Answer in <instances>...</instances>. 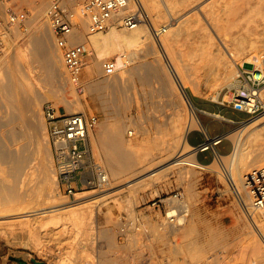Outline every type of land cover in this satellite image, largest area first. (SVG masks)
I'll use <instances>...</instances> for the list:
<instances>
[{
    "label": "rangeland",
    "instance_id": "obj_1",
    "mask_svg": "<svg viewBox=\"0 0 264 264\" xmlns=\"http://www.w3.org/2000/svg\"><path fill=\"white\" fill-rule=\"evenodd\" d=\"M83 1L84 0H77L78 4H81ZM158 1H160L161 4L163 3V6L161 4L160 5L163 9L167 10H164V12L167 13L165 18H158L155 20L158 22L155 24L157 28L166 26L168 22H171L175 25H179L182 22H185V28L179 35L178 42L174 43L172 52L173 62H175L181 70L185 69L182 63L184 62V57H186V55H188L189 57L192 56L190 55L192 53L193 55H195V49L200 51V49L198 48H202L209 43L208 40H210V36H207L208 33H211L213 35V39L216 43H221L214 27L211 25L208 17L206 16V11L213 3L221 6L224 0H171L172 3L176 2V4H174V6H176L174 7L175 9H169L168 7L165 8L166 5L164 3V0ZM3 2L5 3V7L3 6L4 9L2 6L0 7V23L2 18L4 20L6 19L7 7L18 8L22 4L35 6L36 15L31 21L33 25L31 26L30 31H32L33 29L37 30V25L42 23V20L44 22L46 19V17H41L40 14H42L43 11L42 13H39L38 7H40L39 5H41L42 7L46 3L44 5L45 8L43 9L46 12V7L49 3V0H0V4ZM171 10H175L173 11L174 13ZM172 15L174 17H172ZM222 18L224 20H221L220 23L227 22V19L224 17V15L222 16ZM44 24L46 28H48L47 30L49 32L50 29L47 25L48 23ZM5 26H7L5 23H1L2 28ZM261 28L262 27L260 26L259 29ZM30 31L26 34L17 33L9 35L8 39L10 44L7 47V49L9 50L8 59L10 58L12 60L14 57L13 55H15L16 51L23 49L24 46L27 45L28 40L31 38ZM50 33L51 32H49V42L51 46L50 51L52 52L56 48L53 42V37ZM154 43L157 50L159 46L155 40ZM4 47L6 46L3 44V41L0 38V48L2 52ZM193 49L194 51H192ZM2 52L0 54V58L3 56ZM59 52V54L62 55L61 50ZM158 52H147L145 50L144 55L142 54L143 52H140L141 57L139 59H136L135 62L137 63L141 61H147L155 64L161 63L163 67H165L164 70H168L165 58L162 57ZM53 53H55V50L53 51ZM254 54H256L255 56L257 57H261L257 50H254L251 53L252 56ZM30 57V65L36 67V77L40 79L42 86L44 85L46 88H48L46 82L42 80L46 75L43 63L35 58V56L33 57V55H31ZM108 58L115 59V56H111ZM132 65L133 63L130 64V66ZM239 67H242L240 65V62L238 68ZM253 67V65L244 64V68L246 69H252ZM201 70V72L199 70L193 71V73L196 72L195 75L193 74L192 76L194 80L190 77V75L192 74L191 71L188 72L184 70L182 72L185 75V79L187 77V79L190 78L193 80L191 82V80L189 79L188 82V80L186 79L187 81L185 83V86L187 93L183 91L178 79H176V82L179 85L181 91L179 89L174 90L172 86L165 88L163 87L162 78L156 75L147 77L144 76V73L139 74L140 72L137 74L134 73L135 75L128 74L130 76H128L125 82H123V89L119 88L122 89L121 91L123 92L117 91V88L113 89H117L116 91H113L112 88L104 89V91H102L101 93L103 95L104 93L105 95H107L106 97L104 95L103 99L107 98V100L109 101L108 104L113 107L111 108L109 106L110 111L114 110L112 112L114 114L117 110L118 112H116L115 114H119L117 116H115L114 114V121H116L117 124L121 126V133H123L124 138L127 140L131 139L130 143L135 149L134 153L132 154L133 157H131V155L126 152L124 148L121 151L115 150L112 153L115 160L119 162L120 165L126 168L125 174H123L118 179H113L110 174L111 182L104 190H95L93 188H88L84 190H78L77 194H75L74 196L68 195L63 188H59V186L57 185L58 182L55 179V184L58 186H56L57 190L55 191H58L60 195H53V193L55 192L53 191L51 196H40L30 203H23L21 201L4 202L3 204L5 205L0 206V264H23L19 259L25 260L27 264H33L31 258L43 261L44 264H164V259H167V262L165 264H170L169 262L171 260L175 262L177 261L180 264H190L191 259L189 256H187V254L185 255L184 246H182V253H180V251L177 255L175 254V252H173L175 250L174 248L176 247L175 244L179 242H181L182 244L188 243L187 245L191 246L193 243H197L199 248L202 245L203 248L201 247V249L206 248L204 250L206 252L209 251V257L207 258V260L202 259L199 264H264V257L260 256V249H258L260 241V244L264 246V235L262 233L263 230L259 229V227L250 222L244 210H242L240 204L238 203L236 194L233 192L230 184L226 179L227 173L224 169V166L220 163V161L213 159L212 153L210 151L201 152L199 160L205 164H211L213 162L215 163L211 168L202 169L195 167V183L191 186L188 185L187 181L183 182L178 177L177 171L179 170V166L175 167L173 172H171L170 169L166 168L170 164H172L173 161V159L168 156L169 154L163 156V158H161V161L160 159H157L154 162H147L146 157L141 156L138 151V141L140 139V136L149 137L150 143L149 145H147V149H149L151 146L149 150L151 151L152 149L153 151V149L155 150V143H162L171 139L175 133V131L173 132L174 126L184 118L186 120L188 118L190 119V115L194 117L196 125H194L195 129L190 130L191 134L189 140L195 145H198L204 139L202 133L200 132V129L203 126L206 127L211 134L221 132L228 133L230 130L231 131L229 133H231L238 129L236 128L239 126L237 123L222 120L219 116H216L217 114L225 116L226 118H231L234 121H242L250 118L251 114L247 113L246 111L235 110L231 107L229 103L231 93L228 87H225L226 80L224 78L222 79V84L219 85L216 79L213 81L212 78L205 77V75L202 74L204 73L203 68H201ZM17 72L18 71H16L15 74ZM141 72H145V70ZM184 72L186 74L188 72L187 76ZM99 73L100 72L98 71L95 72V81H101L102 79H105V77H108L104 75L103 72L102 74L100 73L101 76L99 75ZM4 74L1 75L4 76ZM16 75L19 76V72ZM63 75L66 79L67 74L64 73ZM91 77L92 76H89V74L87 73L86 68H84V85L89 83V79ZM199 77L200 79H196ZM147 78H150V80L147 81ZM166 79L167 78L164 75V80ZM65 83H67L65 84L67 90L68 88L69 90L73 89L68 80H65ZM35 88L33 86V94ZM197 89L200 92L199 94L196 93ZM82 93L79 94L82 96ZM20 95L22 96V94H19V98ZM92 95H87L83 98L81 97L79 103L80 106L83 105L81 108L82 110L84 109V112L96 113L99 116V124L93 131L91 139L94 138V140H96L97 148H95L94 146L93 148L95 152L102 157L105 163V160H107V154L104 143L102 141L99 142V135L102 129H109L110 122H108L107 120L108 112L105 108H103L100 100L96 98L97 94ZM189 97L194 104V108L196 111L190 109ZM109 98L111 99V101L113 99L114 103L110 102ZM223 101L225 102L223 103ZM22 102L24 103V100L19 99L18 105L20 108L22 107L20 111L23 115L18 118L19 115L15 114L17 111L9 106L7 107L9 109H7L6 106L9 102L0 97V119H5L4 124L0 126V139L6 147L12 149L20 148L24 144V142L26 143L28 139L25 136L21 135V137L19 135L20 137H15V140L13 135L14 131L20 128H24V125H28L30 127V130L32 131L30 137V150H32L33 153L31 154V158H35V161L37 162L40 159L45 160L46 162V160L48 161L52 158V154H50L51 158H49L48 150L45 147V140L47 141L49 147L50 143L43 107L47 102H50L51 104L59 108L61 112H68L67 106L63 103V101L59 102L52 96L49 97V100L46 99L42 101L41 105L39 104L38 107H36V109L38 108V111L36 113V119L38 122L37 129H40V121L43 120L46 124V131H44V129H40V131L36 129V132L34 126L31 124L34 112L32 109H30L32 111H27L30 107H28V109L24 108V104ZM123 103H125L124 106ZM12 114H15V118L18 119H16L15 121H8L7 118H13ZM109 116H111V114ZM262 116H264V114L252 117L246 121L250 120V122H253ZM199 119L201 122L199 121ZM188 122L186 124H188ZM123 124H126L125 126H127L125 127V131L122 129ZM142 124L147 126V133H141ZM256 125L257 126L251 129L253 132H259L257 133L259 136L257 144H259L260 146L258 145L256 148H254L256 146V144H254L255 146H251V149L253 148V150H261L264 148V136L263 134L261 135V133H264V119L260 120ZM126 129L129 131H127ZM133 129L134 133L131 134L130 131ZM260 130H262V132ZM46 135L48 136V139H44ZM260 137L262 138V140L259 139ZM260 143H262L263 145ZM93 144L94 143L92 139V145ZM191 145L192 144L189 145V149L186 147V150L188 151L185 155L180 157V159L196 152V150L191 149V147L193 146ZM217 148L220 153H229L233 149V143L227 138L219 143L217 145ZM49 151H51V147L49 148ZM51 161L53 160L51 159ZM155 162H159L154 166L155 170L163 169L162 177L160 178L159 182H157L154 186L151 185L145 189H137L138 187L135 188L134 185L132 186V184L138 182L139 180H142L150 174L149 170L151 168L149 167V165ZM52 165L53 169L51 168V171H54V173L51 172V174L56 176L53 162ZM10 166L11 162L9 160L0 159V170L3 169L6 171V173L3 175H1L0 171L1 176L6 175V181H0V183L2 184H0V186L4 188L3 189L1 187V189L3 190H5V187L8 184L13 185L15 181V178L10 173L8 174ZM187 167L191 166L187 165ZM174 171H176V173ZM244 172L245 171H243V174ZM55 184L53 185L55 186ZM157 186H163L165 189H167V191L184 188L187 190L188 197L191 202L190 204H192L193 202V200H191V194H194L196 196L195 199H197L198 203L200 202L197 208L193 207V209L195 208V210L198 212L197 228L193 232H190L188 236L184 235L185 237H183V235H178L176 237L170 236L169 240L171 238V242L167 243L166 246L163 245L159 239H154V234L152 236V234L150 233L152 231H150L149 226L146 224V216L151 217L152 221L154 220V222H156V220L159 221L158 217H161L160 209L151 204V200L154 197V189ZM135 189L136 191H134ZM3 190L2 194H4ZM195 193H197L198 195H196ZM134 194H137V196L135 197ZM77 197L82 198L76 201ZM79 201L84 204H82V206H77L76 208H65L54 212H48L46 214L39 213L27 217H10L11 215H9L11 211L20 212L23 209H35L37 207L39 208V206L41 205L50 206L54 203L59 202H66V205H70ZM130 208H132V210ZM78 209H84L86 214H91L92 216V222H90L89 220L90 215L89 217H86L87 219H85V221H89H86V223L82 225L84 226L85 224H87L85 225L86 227L81 228V231H76V227L73 226V211H76ZM131 212H134L132 214L137 215V217L140 218V221L143 224L142 226L140 225L141 231L137 229L129 230L127 234L120 237L116 231L117 218L120 214H125L131 217ZM64 217H67V219H65ZM69 218H72L73 221L71 222ZM250 230H252L253 232H251ZM173 245L175 247H173ZM212 249L215 256L211 253ZM211 255H213L214 257H211ZM208 259L210 262L208 261ZM203 260L204 262H206L204 263Z\"/></svg>",
    "mask_w": 264,
    "mask_h": 264
},
{
    "label": "bare ground",
    "instance_id": "obj_2",
    "mask_svg": "<svg viewBox=\"0 0 264 264\" xmlns=\"http://www.w3.org/2000/svg\"><path fill=\"white\" fill-rule=\"evenodd\" d=\"M142 1L143 3L145 2L144 4L147 3L146 9L148 12V20H150V22L154 26L156 23H158L157 21H155L156 19L166 17L167 12L166 13L164 12V10L166 9H163L161 7V5L163 6V3L161 4L160 1L158 0H142ZM172 1L164 0V3L166 5L165 8L168 7L169 9H173L174 7H176L174 6L176 2L172 3ZM44 5L42 7L41 5H39L40 7L37 6L39 8V9L37 8L39 13H42L43 11V13L40 14L42 18L46 17V13L43 10L45 8ZM1 6L5 7V3L4 2L1 3L0 7ZM132 6L128 8L127 10H125L123 13L130 11L132 9ZM223 15L227 19V22L220 23L221 20H224L222 18ZM206 16L208 17V20L211 23V25L214 27L216 34L218 35L221 43L220 44L216 43L213 39L214 38L213 35L211 33H208L209 35L207 34V36H210V40H208L209 43L206 46H203V47L200 46L202 47V48H198L200 49V51L195 49V53H194L195 55H193L192 53L190 54L192 56L189 57L188 55H186V57H184L185 60L183 59L184 62L182 63L185 68L184 70L188 72L191 71L192 74L190 73L191 74L190 77L192 78L193 74L195 75L196 73V72L193 73V71H196V70L200 71L201 68H203L204 73L202 74H204L205 77L212 78L213 81L216 79L219 85L222 84V79L224 78L226 80L225 87H231V83L237 72L239 62H240V65L243 67H244V64H250V65L253 63L259 64V62H256V60L257 58H260V57L255 56L256 54H254L253 56L251 55V53L254 50H257L261 56H264V0H224L221 6L216 3H213L209 6V9L206 11ZM172 17L174 16L172 15ZM44 23H47V18L45 19L44 22L42 20V23L37 25V28H36L37 30L33 29L34 31L33 30L30 31L31 38L28 40L27 45L24 46L23 49L16 51L15 55H13L14 57L12 60L10 58L8 59L9 50L7 49V47L10 44L8 37L10 34H17V33L19 34L21 32L19 29H15V28L8 27V26H5L2 28L1 23H0V38L2 39L3 44L6 46L3 48V52H2L3 56L0 58V97L3 98L4 100H7V102H9L6 108L9 106L17 111L15 114L19 115V116L17 115L18 118L21 115H23L20 111L22 107L20 108L18 105L19 99L20 100L23 99L24 103L23 102L22 103L24 104L23 105L24 108L28 109V107H30L29 110L27 111L33 110L34 112L32 116L34 119L31 117L32 118L31 124L34 126V129L37 132L38 122L36 119L37 118L36 113L38 111V108L36 109V107H38L39 104L41 105L42 101L46 99L49 100V97L52 96L59 102L63 101V103L67 106L68 112H76V111L82 110L81 107L83 105L80 106V103H79L81 97L83 98V97H86L87 95L97 94L96 98L100 100L101 104L103 105V108H105L106 111L108 112L107 120L108 122H110L109 129L108 130L102 129L99 135V142L102 141L104 143L106 154H107V160H105L104 164L109 174H111V177L113 179H118L123 174H125L126 168L120 165L119 162L115 160L112 154L113 151L115 150L121 151L124 148L125 151L128 152L131 155V157H133L132 154L134 153L135 149L133 145L130 143L131 139L129 138L130 140H127L124 138L123 133H121V126H119L117 122L114 121L115 116L119 115L118 113L115 114L118 111L116 110V112L114 113L115 114L114 116V114L112 113L114 110L110 111L109 109V106H110L108 104L109 101L107 100V98L103 99L105 93L103 95L101 92L107 88H112V90L114 88H117L118 89V90L116 89L117 91H121L123 89L122 87H124L123 82H125L127 77L130 75H133L134 73L137 74L140 72L139 74L144 73L145 74L144 76H147V77H151V75L153 76L156 75L162 78L163 87L166 88V87L172 86L174 90H177V89L180 90V87L176 82L177 81L176 79H178V81H180V85L182 86L183 91L187 93L185 83L187 80L189 82L190 78L187 79L186 77L187 80L185 79V75L182 73L184 70L182 69L183 70L182 71L179 68V66H177V64L173 62V55H172L174 43L178 42V37L181 34L182 30L185 28L184 27L185 22H182L179 25L172 24L171 22L167 23V25L165 26V31L161 35V43L159 47L160 49L157 47L159 50L158 49L156 50L155 48V43H154L155 38H154L152 30L147 21H144L135 29H125L120 25L119 17H116L109 24V26L103 31H100L97 33H88L86 30H84L82 32H77L73 34L72 41L75 43H83L89 50V55H88L89 58H87L85 68L89 76H92V77L89 79V83L84 85L82 96L75 90V88L72 85L71 87L74 90L73 89L69 90V88L67 90V87L65 85L67 83H65V80H68V78L65 79V76L63 75L64 73H66V70H65L62 55L59 54L60 50L56 46H55L56 49H54L55 53H53L54 50L52 52L50 51L51 50V46L49 42V39H50L49 32L50 31L48 32L47 30L48 28H46ZM32 25L33 24H31V26ZM260 26L262 27L261 29H259ZM145 50L147 52H154V53L159 51L158 53L162 57H164L167 62L168 70L167 69H166L167 71L164 70L165 67H163L161 63L155 64V63H150L147 61L146 62L141 61V62L136 63L135 62L136 59H139L141 57L140 52H143L142 54L144 55ZM192 51H194V49ZM124 54H129L132 56V59H133L132 66L124 64V61H123ZM31 55H33V57L35 56V58H37L43 63V66L46 71V75H45V78H43L42 80L46 82L48 88H46L44 85L43 87L42 83L40 82V79L36 77V74H35L36 67L30 65ZM111 56H115V59L117 61L118 70L116 71L115 74L105 77V79H102L101 81L100 80L95 81L94 80L95 72L98 71L101 74L103 72L102 61ZM143 70H145V72H141ZM16 71L19 72L20 74L19 76L16 75L18 72L15 74ZM2 72H4L5 74ZM100 73L99 75L101 76ZM1 74H4V76ZM164 75L167 78L166 80H164ZM192 79H190L191 82L194 80ZM196 79H200V77ZM149 80L150 78L149 79L147 78V81ZM196 81H199V80H196ZM33 86L34 88L36 87L34 94L32 90ZM119 88H122V89H119ZM116 90H113V91H116ZM196 93L197 94L200 93L198 89ZM19 94H22V96L20 95V98H19ZM101 94L103 95V97ZM260 94L264 99V86L261 88ZM110 102H113V99L112 101L110 99ZM125 103H123V106L125 105ZM189 103H190L189 104L190 109H192L193 111H196L194 108L195 106L192 103L190 97H189ZM15 114H12L13 118H7V120L15 121L16 119H18V118H15L16 117ZM110 114L111 116H109ZM216 116H219L221 118H226L225 116H222L219 114H217ZM188 119L186 120L184 118L174 126L173 132L175 131V133L171 139L165 142H162V143H155L154 145L155 150L153 149V151L152 149L151 151L149 150L151 146L150 148L148 147L149 149H147V145H149L150 143L149 137L140 136V139L138 141V148H139L138 151L141 156L146 157L147 162H154L157 159L158 160L160 159L161 161V158H163V156L169 154L168 156L171 157L173 161H172V164H170L166 168L170 169L171 172H173L174 168L179 166L178 171L175 169L178 173V177L183 182L187 181L188 185L191 186L195 183V178H196L195 177L196 175L195 167L202 168V169L211 168L215 162L211 164H205V163L198 161L197 151L193 154H190L180 159V157L186 154V152L188 151L186 149L191 144L188 141L187 135L191 129H195L194 125H196L195 124L196 121L192 115H190L189 122H188ZM262 119H264V116L260 117L259 119L253 122H250V120L244 121L241 125L236 127L238 128L237 130L233 131L234 130L233 129L232 130L233 132L229 133L231 131L230 130L228 133H226V138L231 140L233 143V149L229 153H219L218 154L219 155L218 161H220V163L224 166V169L226 170V173H227L226 179L228 183L231 185V188H233L232 185H235L237 187L236 188L238 189L236 191L237 193L238 192L241 193V190H242L241 184H242V178H243V171L246 172L253 166L264 165V148L261 150H257V149L253 150V148L251 149V146H255L254 144H256L254 148H256L259 145L257 144V140L259 137L257 133L259 132L255 131L256 132L255 133L252 131L251 128L257 126L256 124ZM4 121L5 119L3 120L2 118L0 119V126L4 124ZM40 122L39 123L41 127L39 126V128L44 129V131H46L45 129L46 124L44 123L43 120ZM187 122L188 124H186ZM125 125L123 124V128H122L124 131H125V127H127ZM23 127L24 128L15 130L13 134L14 139L15 137L18 138L19 135L25 136L28 139L26 143L25 142L24 144L22 143L23 145L20 148L12 149V148L6 147L0 139V159L9 160L11 162V166L8 170V174L10 173L15 178L13 185H10V184L7 185L6 184L7 182L5 183L7 185L5 187L6 191L3 190L4 188L2 186H0V206L5 205L3 204L4 202L21 201L23 203L24 202L30 203L40 196L41 197L51 196L53 191L57 190L56 186L58 184L57 185L55 184L56 176L51 174V172L54 173V171H51L53 169V165H52L53 161H51L52 159L50 157L51 153H49L51 151H49L50 147L48 146L47 141L45 140L46 142L45 147L48 150V156L51 159H49L48 161L46 160L48 164L45 162V160H41V159H40L41 161L39 160L40 162L35 161L36 160L35 158H31V154L33 153V151L30 150V146H31L30 137H31L32 131L30 130V127L28 125H24ZM202 128L206 129V127L204 126ZM40 129L38 131H40ZM147 130H148L147 126L142 124L141 133H147ZM260 131L262 132V130ZM262 134L264 136V133H261V135ZM261 137L259 139L262 140L263 137L262 138ZM44 139H48V136L46 135ZM92 139L94 143L93 146L97 148L96 140H94V138ZM191 149L195 150L193 146L191 147ZM158 163L159 162L150 164L149 165V167L151 168L149 170L150 174L147 177L143 178L142 180H139L138 182L132 184V186L134 185L135 188L138 187L137 189L139 188L145 189L151 185L154 186L157 182H159L160 178L162 177L163 169L155 170L154 166ZM187 165H190L191 167H187ZM0 171H1V175L6 173V171L3 169H1ZM176 171L174 172L176 173ZM1 175L0 177L2 178H0V181L2 182L6 181V178H5L6 175L5 176H1ZM53 184H55V186ZM1 187L3 189H1ZM2 190L4 194H2ZM134 191H136V189ZM137 194H134L135 197L137 196ZM195 194L198 195L197 193ZM53 195H60V194L58 191H55ZM80 198L82 197H77L76 201L80 200ZM195 198L196 196L194 194L193 195L191 194V200H193V202L192 204H190L191 206L190 214L188 215V217L186 218L185 222L182 225H172V226L166 227L162 223V226H161L160 220L159 221L156 220V222H154V220L152 221L151 217L146 216L147 218L146 224L149 226L150 231H152L150 232L152 236L154 234L155 236L154 239L155 238L159 239L160 242L166 246L167 243L171 242L170 241L171 238L169 240L170 236L176 237L178 235L180 236L183 235V237H185V236H188L190 232H193L197 228V225H198L197 224L198 212L195 210V208L193 209V207L197 208L198 204L200 203V202L198 203L197 199ZM240 200H241L240 206L241 208L244 209L246 207L245 204L248 202V199L245 196L243 197L241 195ZM65 203L66 202H59V203H54L53 205H50V206L41 205L39 206V208L38 207L35 209L27 208V209L21 210L20 212L11 211L10 214L9 213L8 214L11 215L10 217H13V216L27 217V216L35 215L39 213L46 214L48 212H54V211L65 209V208H76L77 206H82V204H84L81 201L75 202L70 205H66ZM130 209L132 210V208ZM132 213L134 212H131V217H134L135 219H137L138 227L130 228L129 230L137 229L141 231V226L143 224L141 223L140 218L137 217V215H133ZM89 215H90L89 220L90 222H92L91 214H86L84 209H78L76 211H73L74 221L72 220V218H69V219L71 222L72 221L74 222L75 225L73 224V226L76 227L77 229V230L75 229L76 231H81V228L86 227L85 225L87 224H85L84 226L82 225L86 223V221H89V220L85 221V219H87L86 217H89ZM246 216L248 217L250 222H252V224L256 225L257 227H259V229L263 230L262 233L264 235V223H263L264 210L259 213H255L253 215V218L247 214ZM65 219H67V217ZM82 230H85V229H82ZM250 231L253 232L252 230ZM172 240H173V237H172ZM260 243L258 245V249H260V256L264 257V246ZM185 244H182L181 242L176 243L175 244L176 247L173 245V247H175L174 248L175 250L173 252H175V254L177 255L179 254L180 251H181L180 253H182V246H184L185 255L187 254V256H189L191 259L190 264H199V262L202 261V259L207 260V258L209 257L208 256L209 251L206 252L204 250L206 248L201 249V247L203 248L202 245L199 248L197 243L196 244L193 243L192 246L187 245L188 243L186 244L187 246ZM168 246H172V245H168ZM211 253L214 255L213 249ZM213 255H211V257L215 256ZM169 263L170 264H180L177 261L175 262L172 260Z\"/></svg>",
    "mask_w": 264,
    "mask_h": 264
},
{
    "label": "built area",
    "instance_id": "obj_3",
    "mask_svg": "<svg viewBox=\"0 0 264 264\" xmlns=\"http://www.w3.org/2000/svg\"><path fill=\"white\" fill-rule=\"evenodd\" d=\"M131 6L130 11L123 13ZM45 13L54 45L61 50L69 83L79 93L84 90L83 70L89 50L83 43L73 42V34L84 30L88 33L103 31L116 17H119L120 25L125 29H135L147 21L160 47L161 35L165 31V26L158 29L148 20V12L142 0H84L81 4L77 0H49ZM6 14V19L2 18L1 23L26 34L35 17V6L22 4L18 8L7 7ZM1 52L0 48V54ZM132 60L131 55L124 54L125 65H130ZM256 62L259 64H251L254 66L252 69L239 67L231 87H228L231 107L246 111L251 114L250 118L264 114V99L260 94L264 86V56L257 58ZM102 70L106 76L115 74L118 70L116 59H104ZM43 111L59 188L73 196L78 190L106 189L111 182L110 174L102 157L95 152L91 139L99 124L98 114L84 111L61 112L50 102L44 105ZM221 119L238 125L246 121ZM200 132L204 139L193 146L194 149L197 152L210 151L213 159L218 160L220 151L217 145L227 139L226 133L211 134L207 128L200 129ZM130 133L133 134L134 129ZM232 187L239 204L241 195L248 199L246 207L242 208L247 215L253 218L255 213L264 210V165L254 166L243 174L241 193L236 192L238 189L235 185ZM151 204L160 209L161 226L162 223L166 227L182 225L190 214V200L184 188L167 191L163 186H157ZM136 227L138 223L134 217L125 214L118 216L116 231L120 237L127 234L130 228ZM166 262L167 259H164L163 263Z\"/></svg>",
    "mask_w": 264,
    "mask_h": 264
},
{
    "label": "water",
    "instance_id": "obj_4",
    "mask_svg": "<svg viewBox=\"0 0 264 264\" xmlns=\"http://www.w3.org/2000/svg\"><path fill=\"white\" fill-rule=\"evenodd\" d=\"M19 260L22 261L23 264L27 263V262H25V260H23V259H19ZM31 261H32L34 264H44L43 261L37 260V259H35V258H31Z\"/></svg>",
    "mask_w": 264,
    "mask_h": 264
},
{
    "label": "crops",
    "instance_id": "obj_5",
    "mask_svg": "<svg viewBox=\"0 0 264 264\" xmlns=\"http://www.w3.org/2000/svg\"><path fill=\"white\" fill-rule=\"evenodd\" d=\"M190 134H191V131H189L187 137H188V141L190 142L189 138H190ZM191 143V142H190ZM193 146H196L195 144L191 143ZM203 152V151H198L197 152V158L199 159V156H200V153Z\"/></svg>",
    "mask_w": 264,
    "mask_h": 264
},
{
    "label": "flooded vegetation",
    "instance_id": "obj_6",
    "mask_svg": "<svg viewBox=\"0 0 264 264\" xmlns=\"http://www.w3.org/2000/svg\"><path fill=\"white\" fill-rule=\"evenodd\" d=\"M33 263V262H32ZM25 264H27V263H25ZM34 264V263H33Z\"/></svg>",
    "mask_w": 264,
    "mask_h": 264
}]
</instances>
